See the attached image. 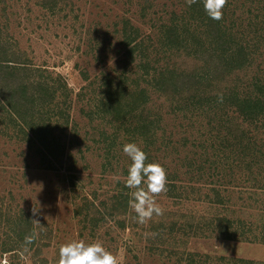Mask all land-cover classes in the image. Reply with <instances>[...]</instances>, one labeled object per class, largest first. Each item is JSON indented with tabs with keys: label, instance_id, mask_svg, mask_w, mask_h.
<instances>
[{
	"label": "rangeland",
	"instance_id": "rangeland-1",
	"mask_svg": "<svg viewBox=\"0 0 264 264\" xmlns=\"http://www.w3.org/2000/svg\"><path fill=\"white\" fill-rule=\"evenodd\" d=\"M182 4L185 0H0V31L6 47L10 52L22 55L30 68L40 69L38 74L43 78L62 76L72 91L70 97L60 99V108L66 112L64 115L68 114L69 121L65 122L63 117L58 119L56 135H62L65 156L71 157L75 167L73 172L63 168L46 170L36 145L24 144L12 135L0 133V263L6 260L10 264H57L61 244L84 240L102 243L118 257L120 264H176L175 258L169 261L158 254V250H171L172 245L166 242L168 236L164 234L167 239L163 244L161 236L155 234V242L151 245L147 242L148 223L139 225L135 231L127 229L125 233L117 229L113 221L95 226L91 219H85L87 205L84 198L88 197L103 213L108 214L107 209L109 211L111 206L109 198L119 193L117 182H125L126 177L122 176L131 163L123 152L124 144L136 143L142 150L147 146L133 126L129 124L128 128L117 130L110 117L98 111L102 97L106 100V84L121 79L124 69L127 51L121 38L124 21L129 20L139 27L143 39L147 41L151 33L174 19L173 12L179 21H188V17L182 15ZM259 5L258 0H228L225 9L230 18L225 19L231 20L239 31L246 30L252 20L264 27V4ZM150 39L155 42L156 36L152 35ZM261 47L257 46L258 50ZM257 55H253L257 59L255 66L243 75V82L247 79L254 81L256 76L253 75L262 71L264 57ZM149 56L150 61L159 66H164L165 61L172 65L175 59L167 60L170 56L161 47ZM195 62L190 58L180 67L193 70ZM136 72L137 77L143 74L139 69ZM132 74L129 73L128 82L132 80L129 79ZM84 75H88L89 81H84ZM261 75L264 76V71ZM88 82L92 83L89 87ZM82 89L85 96L80 99L78 94ZM155 104L162 112L156 117L157 120L162 118L156 137L159 151L155 153L154 146L149 147V151L154 152L156 163L166 169L168 179L172 180L170 182L178 185L193 183L194 164L205 160V149L212 153L215 151L216 162H225L224 158L231 162L229 152L220 150L225 130L221 136L216 135L211 133L213 124L210 127L207 123L198 130L201 124L195 117L202 116L203 121L204 112L195 113L187 108L176 111V107L164 100ZM219 122L214 124L219 125ZM63 127V133H60ZM225 170L220 169L221 172ZM205 173L210 177L203 179L205 183H211L212 177L217 174L215 167ZM70 177L75 181L74 190ZM219 179L221 184L228 185L226 187L231 192L246 186L241 182L238 184L240 188H232L227 183V176L224 180ZM240 196L242 201L236 200L237 207H233L236 216L248 222L260 220L259 207H252L246 196ZM156 199L164 213L169 215L188 214L194 207V201L178 205L180 200L170 198L166 193ZM102 202L107 206L101 207ZM38 204L41 206L40 215L33 217L31 209ZM241 204H251L250 209L241 208ZM131 217L127 218L130 220ZM32 219H38L42 226L34 224ZM33 231L39 236L28 246L29 250L23 252L24 238ZM142 233L143 239H140ZM178 250L216 260L264 262V243L260 242L226 241L216 237L190 238L187 245ZM214 264L224 262L215 261Z\"/></svg>",
	"mask_w": 264,
	"mask_h": 264
},
{
	"label": "trees",
	"instance_id": "trees-1",
	"mask_svg": "<svg viewBox=\"0 0 264 264\" xmlns=\"http://www.w3.org/2000/svg\"><path fill=\"white\" fill-rule=\"evenodd\" d=\"M258 2L259 6L264 4V0ZM182 5V15L188 17V21H179L173 12L174 19L150 34V38L156 36L155 42L153 38L145 41L139 27L129 20L124 21L121 31L122 44L127 49L124 69L121 79L106 84V100L102 97L98 111L110 117L111 123L117 125V130L128 128L129 124L134 127L141 141L147 144L143 150L148 155L149 163L156 162L154 152L149 151V147L154 146L155 153L159 151L156 137L162 118L157 120L156 117L157 113L162 112L156 101L164 100L176 107V111L187 108L195 113L204 112L203 121L202 116L194 115L201 124L198 130L205 123L210 127L213 124L211 133L216 135L225 130V135H220L223 139V145L220 146L223 148L220 150L229 152L231 162L227 158L221 162L217 156L218 163L215 151L212 153L205 149V160L194 164L193 183L178 185L168 179L166 194L180 200L178 205L184 201H194V207L191 208L194 213L154 216L148 222L147 229L150 230L147 242L154 244L153 236L149 235L152 233H158L163 244L167 239L164 234L168 236L170 242H166L172 245L171 250L156 249L162 258L169 261L175 258L176 264H214L215 261L224 264H264L245 259L216 260L210 256L178 250L179 247L184 248L190 238L216 237L226 241L264 243V76L261 75L264 66H260L262 71L253 75L256 76L254 81L247 79L243 82L242 79L255 66L257 59L253 55L264 57V27L252 20L246 30L239 31L231 20L225 19L230 18L225 8L223 19L215 21L207 16L201 2L190 7L186 3ZM260 45L262 47L258 50L257 46ZM160 47L170 56H166L167 60L175 58L172 65L165 61L164 66H159L150 61L149 53L155 54ZM10 51L0 31V133L12 135V138L24 144L36 145L41 164L46 170L63 168L73 172L75 167L71 157L65 156L62 135H56L59 130L58 119L63 117L65 122L69 121L68 114L64 115L66 112L60 108V99H67L72 93L66 79L60 75L43 78L38 74L40 69L30 68L22 55ZM190 58L196 61L193 70L187 71L183 66L180 67ZM136 69L143 73L140 77H137ZM129 73H134L129 77L132 79L130 82ZM83 79L89 81L88 75H84ZM91 85L88 82L87 86ZM83 90L78 94L80 99L85 96ZM221 94L223 102H218ZM218 121L219 125L214 124ZM63 130L64 127L60 133ZM213 167L217 174L215 178L212 177L211 183H205L203 179L210 178L205 171ZM222 168L227 170L221 172ZM127 174L125 170L122 177H127ZM226 176L232 188H240L238 184L241 182L246 186L231 192L226 187L228 185L221 184L219 179L221 177L224 180ZM70 178L74 190L75 181L73 177ZM117 186L120 190L109 198L111 206L109 211L107 209L108 214L103 213L88 197L84 198L87 205L85 219H91L95 226L113 221L117 229H122L124 233L127 229L135 231L141 224L135 221L136 214L129 207L130 192L133 190L125 187L122 181H118ZM234 195H238L237 198L232 197ZM240 195L246 196V201H250L252 207H259L260 220L248 222L236 216L233 207H237L236 200L242 201ZM242 205L241 208L250 209V205ZM100 206L106 207L107 203L102 202ZM130 216L133 218L129 220ZM139 236L143 239V233Z\"/></svg>",
	"mask_w": 264,
	"mask_h": 264
},
{
	"label": "clouds",
	"instance_id": "clouds-1",
	"mask_svg": "<svg viewBox=\"0 0 264 264\" xmlns=\"http://www.w3.org/2000/svg\"><path fill=\"white\" fill-rule=\"evenodd\" d=\"M201 2L207 16L215 21L223 19V9L228 0H185L190 7ZM218 102H223L222 94L218 96ZM124 154L130 159L125 187L130 190L131 199L129 207L136 214L134 219L138 224L144 225L154 216H162L164 209L157 203V197L166 193L168 177L166 169L159 163L147 162L148 155L136 143H126L123 146ZM41 206H33V217L40 215ZM40 225L38 219L31 220ZM154 236L155 234H149ZM39 233L33 231L24 238L23 252L29 250ZM23 252L21 255H23ZM7 264V261H4ZM57 264H120L118 257L106 249L100 242H86L84 240H72L59 247V259Z\"/></svg>",
	"mask_w": 264,
	"mask_h": 264
},
{
	"label": "built area",
	"instance_id": "built-area-1",
	"mask_svg": "<svg viewBox=\"0 0 264 264\" xmlns=\"http://www.w3.org/2000/svg\"><path fill=\"white\" fill-rule=\"evenodd\" d=\"M0 264H4V261H2ZM7 264H10L9 262H7Z\"/></svg>",
	"mask_w": 264,
	"mask_h": 264
}]
</instances>
